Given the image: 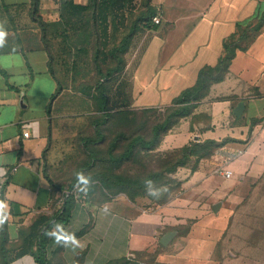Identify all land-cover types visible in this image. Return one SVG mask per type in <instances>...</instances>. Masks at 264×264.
Returning <instances> with one entry per match:
<instances>
[{
  "label": "crops",
  "instance_id": "0c3cea01",
  "mask_svg": "<svg viewBox=\"0 0 264 264\" xmlns=\"http://www.w3.org/2000/svg\"><path fill=\"white\" fill-rule=\"evenodd\" d=\"M153 3L160 22L126 71L140 107L169 104L195 86L204 66L218 64L237 23L264 14V0ZM32 10V0H0V25L7 33L0 46V177L6 178L0 264H42L40 235L61 206L60 190L45 171L48 108L59 84ZM56 12L55 0H40L38 15L45 22ZM240 102L245 107L236 115ZM196 103L192 114L207 112L210 125L200 129L192 123L194 142L224 143L184 168L183 190L154 209L141 199L103 204L76 199L70 222L52 229L46 248L50 264L262 263L254 251L264 249V194L253 192L264 188V27ZM187 124L170 130L161 144H183L191 133Z\"/></svg>",
  "mask_w": 264,
  "mask_h": 264
},
{
  "label": "rangeland",
  "instance_id": "374dc122",
  "mask_svg": "<svg viewBox=\"0 0 264 264\" xmlns=\"http://www.w3.org/2000/svg\"><path fill=\"white\" fill-rule=\"evenodd\" d=\"M55 1L56 15L47 22L43 35L62 90L52 102L45 166L54 181L62 186L59 199L65 200L67 191H73L75 200L103 204L116 198L141 199L145 208L154 209L183 190L184 168L192 166L198 158L192 156L175 172L169 168L181 161L183 149L194 150L196 129L192 123L198 122L201 129L210 125V116L207 112H197L178 120L172 129H182V124L192 125L183 144L159 143L154 149L137 146L130 158L109 160L110 153L122 154L133 136L151 138L153 125L163 121L175 107V99L165 105L136 106L126 72L128 63L135 64L139 58L145 36L151 30L147 25L153 24L154 16L158 17V8L153 0ZM73 3L86 7H75ZM134 26L137 30L129 50L116 52ZM97 49L100 50L101 72L94 60ZM117 55L124 58V67L107 74L118 66ZM100 89L108 97L105 110L101 108L104 97ZM104 120L106 122L102 123ZM210 151L208 146L196 149L201 156ZM153 173L158 174L147 179ZM78 177L80 181L70 190L69 185ZM253 193L262 195L264 188ZM190 229L191 225L184 230L189 232ZM254 252L259 254L255 260H262L264 264V249Z\"/></svg>",
  "mask_w": 264,
  "mask_h": 264
},
{
  "label": "trees",
  "instance_id": "16d2710c",
  "mask_svg": "<svg viewBox=\"0 0 264 264\" xmlns=\"http://www.w3.org/2000/svg\"><path fill=\"white\" fill-rule=\"evenodd\" d=\"M94 3L96 0H93ZM33 2V10L32 15L34 18L39 22L40 27L42 28V31L45 29L47 22H45L39 15H38V9H39V3L40 0H32ZM75 7L84 8L86 5H81L78 3H73ZM154 11L151 9L150 16H152ZM155 17V16H154ZM153 17V20H154ZM154 25H157L155 21H153L152 25H147L149 28H154ZM264 27V14H259L258 16L254 17L251 20L245 21V22H239L236 25L235 32L227 39V41L224 44L225 47V53L224 55L219 59V62L216 66L206 65L204 66L198 77V81L195 86L188 88L184 90L176 99H175V107L165 116L163 121L157 122L152 127V137L149 139L144 138L142 135H135L131 138L126 150L120 154L119 156H115L112 153H110L108 159L112 161H122L125 159L130 158L137 148V146H141L145 149H154L159 143H161L163 137L175 126V124L178 122L180 118L189 116L194 111V108L196 107L198 101H201L209 92L210 86L214 82H218L224 79L226 76L229 66L236 56L238 50H247L249 46L251 45L252 41L258 36L259 32ZM137 30V27H133V32L126 36L119 47H117L116 52L119 50H123L124 52L128 51L131 45V39L133 38V34ZM43 39L50 51V48L45 40V37L43 35ZM121 48V49H120ZM118 60L120 61L118 66L115 69H110L107 74H112L115 71H120L124 67V58L121 55H117ZM94 60L96 62L97 69L101 72L102 66L100 63V50L97 49ZM52 69V63H50ZM55 72V71H54ZM56 73V72H55ZM58 78V76L56 75ZM58 89L54 93L52 97V102L57 97V95L62 90V85L60 82V79L58 78ZM104 99L102 102L101 108L105 110L106 105L108 104V97L106 95V92L103 89H100ZM48 112L51 115L52 113V103H50ZM106 122L105 120L102 122ZM97 127V131H99ZM85 146L87 148V142ZM224 141L222 142H216L214 140L206 141L205 143H197L194 142L192 147L193 151L190 148V151L187 152V149H183L184 152L183 157L181 161L178 164H175L169 168L171 172H175L177 170V167L179 165H186L190 158L192 156H198L201 155L199 152H196L197 148H203V147H211L216 145H222ZM91 156L94 157L93 152H90ZM189 159V160H188ZM46 171V175L49 179V181L52 183V185L55 188H58L59 190L62 188L61 185L57 184L54 179L50 176V174ZM81 174V172L79 173ZM158 173H153L147 177V179H152L157 176ZM146 179V180H147ZM80 181V177L75 178L73 182L69 185V189H73L75 185ZM174 197V196H173ZM172 197L166 199L163 203L168 202ZM162 203V204H163ZM75 204V199L73 194H69L66 196V199L64 203L55 211L52 218L48 221L46 228L44 229V232L40 235L39 240V247H38V255L37 259L42 264H50V262L46 258V248L47 244L49 242L50 234L52 232V229L59 225L68 224L70 222L71 216H72V210ZM128 260L122 259V260H116L112 261L109 264H122L126 263Z\"/></svg>",
  "mask_w": 264,
  "mask_h": 264
},
{
  "label": "built area",
  "instance_id": "2783aa9c",
  "mask_svg": "<svg viewBox=\"0 0 264 264\" xmlns=\"http://www.w3.org/2000/svg\"><path fill=\"white\" fill-rule=\"evenodd\" d=\"M154 21L156 23H159L160 22L159 17H154ZM24 135L25 136H29L30 133L28 131H26V132H24ZM230 174H231V172L227 170V175L230 176ZM5 185H6V178L5 177H0V199H1L2 195H3V193H4ZM72 192L73 191H67V195L71 194ZM64 201L65 200L63 198H61L59 204L62 205L64 203ZM0 221H2L1 216H0ZM2 229H3V222L0 223V234L2 232ZM139 264H150V263H139Z\"/></svg>",
  "mask_w": 264,
  "mask_h": 264
},
{
  "label": "water",
  "instance_id": "95a60500",
  "mask_svg": "<svg viewBox=\"0 0 264 264\" xmlns=\"http://www.w3.org/2000/svg\"><path fill=\"white\" fill-rule=\"evenodd\" d=\"M244 107H245L244 102H240V103L237 105V107L235 108V113H236V115H241L242 110L244 109ZM215 208H216V207H215ZM172 236H173V233H172V232L167 233V234L164 236V238L162 239L161 242H162L164 245H167L168 242H169V240H170V238H171Z\"/></svg>",
  "mask_w": 264,
  "mask_h": 264
},
{
  "label": "clouds",
  "instance_id": "9594fccd",
  "mask_svg": "<svg viewBox=\"0 0 264 264\" xmlns=\"http://www.w3.org/2000/svg\"><path fill=\"white\" fill-rule=\"evenodd\" d=\"M7 35V33L5 32V30L3 29V26L0 25V46L3 45L4 43V38ZM0 223H2V221H0Z\"/></svg>",
  "mask_w": 264,
  "mask_h": 264
}]
</instances>
